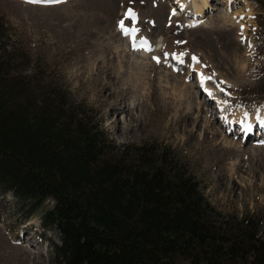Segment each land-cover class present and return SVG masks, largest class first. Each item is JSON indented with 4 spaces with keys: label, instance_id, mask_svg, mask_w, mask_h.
I'll list each match as a JSON object with an SVG mask.
<instances>
[{
    "label": "rangeland",
    "instance_id": "374dc122",
    "mask_svg": "<svg viewBox=\"0 0 264 264\" xmlns=\"http://www.w3.org/2000/svg\"><path fill=\"white\" fill-rule=\"evenodd\" d=\"M203 1L210 7H204L203 14L198 15L194 5L204 6ZM124 2L0 0V14L10 28L12 41L31 57L27 73L44 74L66 95L69 106L87 112L93 124L105 130L111 147L121 150L124 145H143L153 159L160 158L155 152L158 155L160 151V156L166 152L172 166L199 183L210 205L212 219H208L212 225L223 223L224 229L227 220L248 216L256 226L263 223L264 229V162L258 155L264 151V129L257 128L258 119L264 115L263 6L258 0H131L137 38L153 44L147 51L150 55L144 56L146 60L130 51L129 59L145 61L150 65L146 71L153 77L146 81L148 97L141 103L136 101V107L124 114L114 115L106 98L114 95L119 82L111 75L98 85L96 77L102 74L105 78V62L121 64L129 50V39L121 34L119 26ZM184 7L188 8L185 13ZM221 17L227 21L222 22ZM130 19L123 20L129 32ZM173 26L178 29L174 33L187 27L176 35H184L177 46V51L184 53L183 63L173 61V52L166 56L162 50ZM154 58L162 65L152 63ZM158 73L175 74L178 84L194 86V98L202 104L199 109L209 116L214 130L194 127L196 112L185 122L192 129L191 137L177 131L173 109L165 112L164 108L170 91L165 90L166 83L155 81ZM159 74L157 79L161 81ZM199 75L211 79L201 83L197 81ZM129 113L134 120L130 128L126 125L131 119ZM249 120L256 124L251 136L245 130ZM261 154L264 156V152ZM52 205L50 201L28 217L17 208L18 200L13 195L0 194V264H54L49 241L60 242L58 232L46 231L41 220Z\"/></svg>",
    "mask_w": 264,
    "mask_h": 264
},
{
    "label": "trees",
    "instance_id": "16d2710c",
    "mask_svg": "<svg viewBox=\"0 0 264 264\" xmlns=\"http://www.w3.org/2000/svg\"><path fill=\"white\" fill-rule=\"evenodd\" d=\"M12 40L0 14V194L28 217L53 202L41 220L58 232L54 264H264L263 223L212 225L199 183L166 152L111 147L44 74L27 73Z\"/></svg>",
    "mask_w": 264,
    "mask_h": 264
},
{
    "label": "bare ground",
    "instance_id": "6f19581e",
    "mask_svg": "<svg viewBox=\"0 0 264 264\" xmlns=\"http://www.w3.org/2000/svg\"><path fill=\"white\" fill-rule=\"evenodd\" d=\"M124 1L125 2L122 5V6H124L123 7L124 8V10H123L124 11V18H123V20L124 19L126 20V19H128V17H126V13L131 8L130 7L131 6V0H124ZM203 3H204V6H202V5L198 6L197 3L194 5L195 9H196V13H198V15L203 14L204 7L205 8L208 7V6L210 7V3L209 2L203 1ZM182 11L185 13V11L186 12L188 11V8L184 7V8H182ZM136 19H137V17L135 18V20H132V29H136V26H135V23L137 22ZM220 19H221L222 22H226L227 21V19L224 18V17H221ZM170 22L171 23H169V26L173 25V21H170ZM124 26H125V24H124ZM186 28L187 27H185V28H181L180 27L179 31L176 32V33H174V31H177L178 29L175 26H173L169 30L170 33H171V36L162 43V45H163L162 46V50H163L164 54H170L171 52H173V53H171L172 57H173V54H176L177 56L180 55V53L177 51V46L180 44L181 38L184 39V35H181V37L179 35L178 36H176V35L185 32ZM122 32L123 31L121 30V34H123ZM137 35H138L137 29H136V32H135L134 35L132 34V31L129 32L127 35L123 34V36H126L129 39V40H127L128 41V46H129L128 49L129 50L126 52V55L125 56L123 55L124 57H122V58H124V61L121 64H120V62L119 63L117 62L118 65H114V63L112 61L105 62L107 64V67H106V70H105V73L108 72L107 76L105 78H103L102 74L99 77L96 75L97 76L96 78H97L98 85H99V83H102V80H105L107 82L108 81V77H110L111 75H115L117 80H118V82H119V87H117L115 85V87H117V88L115 90L114 95L111 98L109 96L106 98L107 100L110 101V103L107 104V105L111 106V109L113 110V112H114L113 114L114 115L124 114L127 111L128 108L136 107V101H139L141 103V101L144 98L148 97L147 96V92H148L149 88H148V85H147L146 81L151 79L150 78L151 74H148V72L146 70L148 69V67L150 65L145 64L144 63L145 61H140V60L132 61V60H130L131 57L129 59V56H130L129 53L133 52V54L136 55V58L137 57L138 58L143 57V60H144L145 57H148V55H150V53H151L150 51L152 50V44L153 43L150 40H148V39H138ZM142 40H146L147 41V48L150 49V51H149L150 53H147L148 50H145V47H141L140 46V42ZM144 52H146V53H144ZM160 52H162V51H160ZM133 54H132V56H133ZM182 57H181V59H182ZM154 59H155L154 60L155 62H152V63H157V58H154ZM173 61L178 62L175 59H173ZM103 64H101L102 65L101 68L104 66ZM157 64H161L162 65V63L160 62V59H159V63H157ZM151 65L158 66V65H154V64H151ZM160 68H161V66H160ZM149 70H150V68H149ZM99 74H100V72H99ZM158 74H157V77H158ZM165 74L166 73L159 74L161 81H159L157 79V77H154V78L157 79V80L155 79V81H158V82H161V83L162 82L166 83L167 87H165V90L170 91L168 93L169 97H168L167 105H165L164 108H165V112L170 110V109H173L172 112L175 113L174 120H175V125L177 126V131L179 133L185 135V136L186 135L190 136V130H192V129H190L191 127H189L185 122L190 117H192L196 112L198 113V117H196L194 119V123H193L194 127L195 126L197 127V126L200 125L201 126V130H202V127H204L205 131L214 130V127L213 128L211 127L212 126V123H211L212 121H210L209 118H207L208 115H206V114L204 115L203 112L200 111V109H199V107L202 104L200 102H198L197 99L195 100L196 96L192 92V90L194 91V89H193L194 86H190V85H187V84L183 85V83L181 84L180 82L178 84L177 77L174 76L175 74L172 75V73L171 74L168 73L169 75L167 74V76ZM153 75H154V73H153ZM201 76H204V75H199L197 77V81L201 82V79H200ZM151 77H153V76H151ZM204 77H206V76H204ZM173 80H175V81H173ZM94 81H96V80L94 79ZM93 84H96V83L93 82ZM163 87H164V85H163ZM208 89H210V92H213V89L212 90H211V88H208ZM174 92H177V95L174 94ZM161 93H163V92H161ZM166 98H167V95H166ZM166 98H165V100H166ZM165 100L163 99V101H165ZM164 103L165 102H163L162 105H164ZM163 112H164V110H163ZM172 112H171V114H172ZM129 116L131 117V119L126 122V125H127L128 128L133 126V121H134L131 113H129ZM260 123L264 124V115H263V117L261 119H258V123H257V126H258L257 128H260L262 130V129H264V127L260 126L259 125ZM164 124H165V122H164ZM247 124L251 125V130L250 131H246V134H247V136H251L250 134L256 128V124L254 125V121L253 120H249V122ZM204 129H203V131H204ZM215 130H216V128H215ZM195 132H196V130L194 131V133ZM258 132H260V134L262 133V131H259V130H258ZM262 148L260 150H262ZM259 152H261V151H259ZM262 152H264V151H262ZM261 153H259L258 155L260 156V158H262V161L264 162V156ZM255 155H257V154H255ZM258 160H259V158H258ZM261 187H260L259 190L262 191ZM257 190H258V188H257Z\"/></svg>",
    "mask_w": 264,
    "mask_h": 264
},
{
    "label": "snow or ice",
    "instance_id": "6c2138e0",
    "mask_svg": "<svg viewBox=\"0 0 264 264\" xmlns=\"http://www.w3.org/2000/svg\"><path fill=\"white\" fill-rule=\"evenodd\" d=\"M28 2L29 3H38V2H44V3H59V2H62V0H28ZM173 14H175V13H173ZM126 17L131 18L132 20H135L136 14L131 9H129V11L126 13ZM241 19H243V18H241ZM119 26H120L121 30L124 32L125 35H127L129 33V30L124 27L123 20H121L119 22ZM131 31H132V34L134 35L135 32H136V29H132ZM242 31H243V26L241 28V32ZM140 46L141 47H145V50H149L147 48V41L146 40H142L140 42ZM183 55H184V53H180L179 56H177L176 54H173V59L177 60L180 63H183V61L181 59V57ZM166 56H167V54H166ZM192 59H193L194 62H197L198 63V61L196 60V57H193ZM157 63H159V60L158 59H157ZM200 79H201V83H204L206 79H211V77L201 76ZM221 83H223V82H221ZM221 91H223V89H221ZM245 130L246 131H250L251 130V125H245Z\"/></svg>",
    "mask_w": 264,
    "mask_h": 264
}]
</instances>
